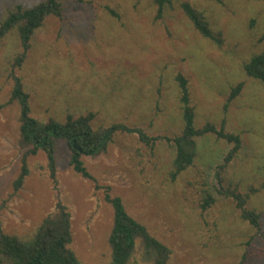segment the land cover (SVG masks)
<instances>
[{"label": "rangeland", "instance_id": "374dc122", "mask_svg": "<svg viewBox=\"0 0 264 264\" xmlns=\"http://www.w3.org/2000/svg\"><path fill=\"white\" fill-rule=\"evenodd\" d=\"M42 0H0V22L16 6ZM62 17H48L30 42L20 68L16 30L0 39V230L25 239L60 202L71 219L69 248L80 264H109L107 239L112 209L105 188L126 212L166 245L168 264H264V86L243 66L264 52V0H166L158 19L153 0H57ZM200 11L222 44L203 38L181 9ZM113 11L112 12H110ZM180 74L187 80L194 126L222 120L241 148L222 174V186L250 196L246 208L259 229L240 219L231 199L217 193L215 171L231 145L208 134L195 139L190 167L171 179L175 151L170 140L182 130ZM13 77L29 97L31 115L64 122L92 112L93 129L123 124L141 130L118 133L106 150L84 157L96 184L76 174L63 141L56 144V184L42 152L27 156L28 175L12 185L29 148L19 143V107L10 101ZM239 95L225 108L231 90ZM206 194L214 203L205 211ZM137 243V242H136ZM128 264H149L140 246Z\"/></svg>", "mask_w": 264, "mask_h": 264}, {"label": "trees", "instance_id": "16d2710c", "mask_svg": "<svg viewBox=\"0 0 264 264\" xmlns=\"http://www.w3.org/2000/svg\"><path fill=\"white\" fill-rule=\"evenodd\" d=\"M157 6L156 17H162L166 0H153ZM181 9L193 28L205 39L220 46L221 34L211 30L203 14L188 3H181ZM113 13V11L110 10ZM62 17V8L57 0H42L32 8L25 9L16 6L8 11L0 22V39L16 30L21 52L14 59V67L20 68L30 49V42L34 33L43 26L46 18ZM247 77L259 81L264 86V52L252 56L243 66ZM179 89V102L182 117L180 134L170 140L175 155L172 162L171 179L190 167L196 157L195 139L205 135H214L231 145L215 171V178L219 189L217 193L225 199H231L239 211L240 219L247 222L253 229H259V216L246 208L250 196L257 190L250 188L242 194L235 188L222 186V174L228 164L241 148L238 135L225 132V122L221 121L217 128L206 123L200 128L194 126V109L190 105L187 80L180 74L175 78ZM242 90V84H237L230 92L227 104L235 99ZM10 101H15L19 107V143L23 148H29L21 159L20 172L13 182V192H17L24 184L28 175L27 156L36 155L39 151L46 156V167L50 180L56 184V144L63 141L68 151V163L72 170L84 179L96 184L94 178L87 172L83 158L95 157L106 150L107 146L118 133L136 134L140 141L152 145L154 139L135 128L123 124H112L105 128L93 129L92 122L95 115L88 112L74 118L67 115L64 122L54 118L45 121L38 120L31 115L29 97L23 91L19 78L13 77V87ZM100 188L96 184V189ZM264 189V183L261 186ZM104 201L112 209V225L108 235L110 247L109 264H128L137 246H140L143 260L149 264H168L171 256L170 249L154 238L147 228L132 218L125 210L119 197L110 195V189L105 188ZM214 203V199L206 194L201 210L205 211ZM4 203L0 205V213ZM72 242L71 219L66 207L60 202L55 205L54 213L47 215L37 226L31 236L19 239L4 234L0 230V264H80L75 253L69 248ZM137 242V243H136ZM242 264V262L238 263Z\"/></svg>", "mask_w": 264, "mask_h": 264}]
</instances>
